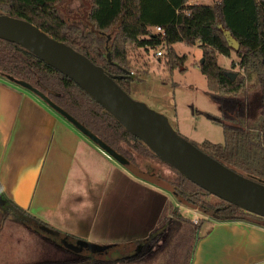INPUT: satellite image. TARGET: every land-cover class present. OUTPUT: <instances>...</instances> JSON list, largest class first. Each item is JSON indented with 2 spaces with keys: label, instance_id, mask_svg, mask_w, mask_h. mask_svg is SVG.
Segmentation results:
<instances>
[{
  "label": "trees",
  "instance_id": "obj_1",
  "mask_svg": "<svg viewBox=\"0 0 264 264\" xmlns=\"http://www.w3.org/2000/svg\"><path fill=\"white\" fill-rule=\"evenodd\" d=\"M61 1L0 0V15L28 21L71 46L110 76L117 77L115 81L128 94L137 78L135 73L131 74V48L164 49L167 68L171 72L176 69L184 72L187 57L179 56L174 46L198 44L204 60L200 70L207 79L208 94L221 113L218 118L209 119L224 133L223 144L205 143L198 148L233 171L264 184V0H218L214 4L197 5H189V0H89V14L83 28L62 18ZM158 27L164 30V35L156 32ZM227 32L240 44L238 52L230 45ZM233 52L240 59L238 65L243 71L235 79V74L218 63L219 55L230 58ZM0 78L32 93L61 117V111L67 113L136 167L132 151L141 148L155 157L175 173L167 183L179 206L216 221L246 222L264 228V218L230 203L208 202L210 193L163 163L74 81L28 50L4 40H0ZM252 79L255 86L249 94L246 86ZM131 142L133 146H129ZM126 144L131 151L125 148ZM179 206L166 204L155 232L140 242L141 250L134 256L116 261L103 253L91 252L90 256L87 242L72 240L71 245L60 247L72 252L73 260L36 264H134L145 262L156 251L165 252V264H185L188 253L181 256L180 253L186 247L190 249L187 264H192L206 220L194 225ZM41 228L49 227L41 224ZM183 229H189V238L180 241ZM129 247L134 245H122L115 250ZM172 253H179V259L173 260Z\"/></svg>",
  "mask_w": 264,
  "mask_h": 264
},
{
  "label": "crops",
  "instance_id": "obj_2",
  "mask_svg": "<svg viewBox=\"0 0 264 264\" xmlns=\"http://www.w3.org/2000/svg\"><path fill=\"white\" fill-rule=\"evenodd\" d=\"M168 199L32 93L0 78V247L12 230L34 233L28 223L74 241L135 246L155 232ZM201 235L192 264H264L263 227L209 219ZM3 252L0 264L48 262Z\"/></svg>",
  "mask_w": 264,
  "mask_h": 264
},
{
  "label": "water",
  "instance_id": "obj_3",
  "mask_svg": "<svg viewBox=\"0 0 264 264\" xmlns=\"http://www.w3.org/2000/svg\"><path fill=\"white\" fill-rule=\"evenodd\" d=\"M236 52L240 44L230 32L226 33ZM0 40L28 50L48 65L74 81L94 98L130 134L140 139L160 160L172 166L182 176L221 201L264 218V184L251 180L215 160L182 137L164 115L145 103L134 100L102 67L71 46L59 42L34 24L0 15ZM108 57H110L108 55ZM204 60H201L203 64ZM237 76L234 75L235 79ZM63 117L101 150L117 161L132 175L161 188L170 187L155 175L140 171L134 164L105 144L73 117L61 111ZM61 240L67 238L49 228H41ZM67 241V240H66ZM68 244V242H65ZM93 253L113 254L118 245L99 246L87 243Z\"/></svg>",
  "mask_w": 264,
  "mask_h": 264
},
{
  "label": "rangeland",
  "instance_id": "obj_4",
  "mask_svg": "<svg viewBox=\"0 0 264 264\" xmlns=\"http://www.w3.org/2000/svg\"><path fill=\"white\" fill-rule=\"evenodd\" d=\"M203 1L204 3L202 4H214L218 2V0ZM89 9V0H62L59 5L62 18L69 24L76 23L82 28L85 27ZM174 48L179 56L187 57L185 64L186 71L184 72L179 69L171 72L166 66V58L163 56L162 58L157 57L156 55L161 49H151L148 51L139 48L130 49V67L137 78L131 85L129 95L134 100L145 103L152 110L167 117L172 127L195 146L201 148L205 143L223 144L224 133L222 128L209 119V117L218 118L221 113L218 104L213 101L208 94V82L200 70L203 57L202 49L198 44L194 47L177 44ZM161 51L164 52V49ZM239 62L240 59L234 52L231 54L230 58L223 55L218 56L219 66L227 72L237 76L243 75V71L238 65ZM254 86L255 80H248L246 90L249 94H252ZM133 145L134 142H131L129 146ZM124 146L131 151L127 144ZM132 152L138 165L137 168L140 171L155 175L169 186L167 182L171 181L175 176V173L170 168L161 164L155 157L142 151L141 148L138 149L139 153L135 151ZM141 152L143 156L140 155ZM162 189L166 190L171 198V200L168 199V202H172L176 206H179L170 193V188L168 190L165 188ZM206 200L214 205H218L222 202L215 196H209ZM179 207L185 218L192 221L194 225L200 224L202 220L211 219L196 211L189 210L184 206ZM130 215V218H132L134 214L131 213ZM139 219H141V216H139ZM26 226L28 227L26 230H33L34 233L25 234L16 231L13 234L12 230V234L2 240L3 243L5 241V247H0V249H4V255L7 254L11 257L17 256L18 259L20 257L23 258V255H27L28 257L33 256L35 259L39 258V260L44 261H71L74 259L72 252H67L60 247L61 245H65V242H67L66 240L63 242L55 236L43 234L35 225L32 227L31 223L26 224ZM138 230L141 231V228ZM186 232L187 235H185ZM179 237L180 241L182 239L188 240L189 229H183V234ZM135 239H141V232ZM70 242H72V240H69V243ZM136 246L137 247L134 246L115 250L113 254H105L106 257L110 258L112 261L121 260L124 257L128 258L136 255L138 251L141 250L140 247L142 244L138 243ZM170 249L171 247H169L167 252H169ZM186 252L188 253V258L185 264L188 263L190 249L186 247L180 253L181 256L185 255ZM171 255L173 260L179 259V253L177 255L176 253H172ZM165 256V252L163 254L160 251H156L145 260V262L134 264H165Z\"/></svg>",
  "mask_w": 264,
  "mask_h": 264
},
{
  "label": "built area",
  "instance_id": "obj_5",
  "mask_svg": "<svg viewBox=\"0 0 264 264\" xmlns=\"http://www.w3.org/2000/svg\"><path fill=\"white\" fill-rule=\"evenodd\" d=\"M156 32L164 35V30L160 27L156 28ZM156 55H157V57H162L164 55V53H163V51L160 50L157 52ZM131 74L134 75L133 72Z\"/></svg>",
  "mask_w": 264,
  "mask_h": 264
},
{
  "label": "flooded vegetation",
  "instance_id": "obj_6",
  "mask_svg": "<svg viewBox=\"0 0 264 264\" xmlns=\"http://www.w3.org/2000/svg\"><path fill=\"white\" fill-rule=\"evenodd\" d=\"M68 242V241H67ZM68 244H70L71 245V242L69 243L68 242ZM115 251V250H114ZM87 253L89 254V255H92V253L91 252H89V251H87Z\"/></svg>",
  "mask_w": 264,
  "mask_h": 264
}]
</instances>
